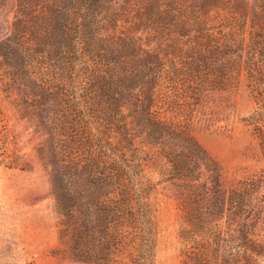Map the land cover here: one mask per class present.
Masks as SVG:
<instances>
[{"label": "trees", "instance_id": "16d2710c", "mask_svg": "<svg viewBox=\"0 0 264 264\" xmlns=\"http://www.w3.org/2000/svg\"><path fill=\"white\" fill-rule=\"evenodd\" d=\"M249 21L264 26V0H15L1 89L44 135L71 262L155 264L161 183L178 201L185 264L264 254V170L227 189L218 163L162 113L245 68L258 82L264 42L246 39Z\"/></svg>", "mask_w": 264, "mask_h": 264}, {"label": "rangeland", "instance_id": "374dc122", "mask_svg": "<svg viewBox=\"0 0 264 264\" xmlns=\"http://www.w3.org/2000/svg\"><path fill=\"white\" fill-rule=\"evenodd\" d=\"M14 9L15 0H0V38L10 31ZM249 36L264 42V26L249 21L246 39ZM253 68L256 84L248 80L245 68L231 82L204 92L185 110L169 112L167 105L162 108L167 120L184 125L218 163L227 189L264 170L260 139L264 50L255 56ZM1 87L0 264H78L64 255L65 245L58 240L61 215L52 197L50 168L42 152L44 135L37 119L14 109V94H6ZM148 171L157 179L156 163L151 161ZM152 201L158 223L155 264H185L186 250L179 239L183 220L174 189L168 183L158 184ZM245 262L264 264V254L246 256L242 264Z\"/></svg>", "mask_w": 264, "mask_h": 264}]
</instances>
